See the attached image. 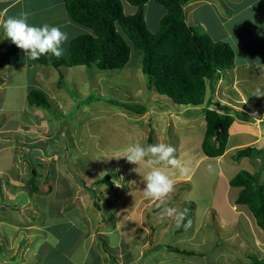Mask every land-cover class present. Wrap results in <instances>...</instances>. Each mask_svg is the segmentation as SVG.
<instances>
[{"label": "rangeland", "instance_id": "374dc122", "mask_svg": "<svg viewBox=\"0 0 264 264\" xmlns=\"http://www.w3.org/2000/svg\"><path fill=\"white\" fill-rule=\"evenodd\" d=\"M36 1L25 0L24 2L34 7ZM45 1L50 2V0ZM212 2L216 4L221 17L226 20L229 40L224 42L235 47L237 61L234 70L227 69L222 72L221 79L215 83L212 95L207 89L205 99L209 98L208 100L213 103L209 106L210 109L217 110L215 105L217 102L253 116L252 123L236 122L237 124L231 128V133L229 132L228 145L240 146L228 150L225 156L216 159L207 160L201 153L200 147L205 129L204 116L201 113L203 107L174 105L165 96L157 94L155 90H147L146 77L141 72V57L134 52L131 54L128 65L120 70L99 71L94 67L61 66L59 68L62 74L61 79L57 70L50 66H38L34 60L23 53L3 54L17 65L29 59V68L24 66L19 67L20 69H7L4 66L0 69V78L5 77L3 82L5 94L0 102V112H9L11 123L16 122L19 109L28 104L27 100L23 99L24 89L20 85H25L27 82L29 85V78H33L36 72H40L46 79L48 90L45 89L46 86H31L32 88L27 86L26 90V94L28 89L29 92H41L47 102L46 105H41L43 109L41 111L48 119L49 132L44 133L40 141L55 143L56 149L62 142L79 143L80 147L70 150L68 155L60 154L62 161L66 162L71 158L79 161L76 170L72 166L69 169L76 176L82 178L84 176L81 173L83 158H87V170L97 166L101 170L105 167L106 171V166L116 162L133 172L127 174L131 178L129 188L131 185L134 186L128 201L123 198L121 202L120 198L113 197L111 201H107L109 203L104 204V197H108L115 190H108L107 187H113L114 183L119 184V180L114 177L117 174L110 172L108 175L110 182H113L112 186L97 183L98 187L104 191L102 196H98L96 207H99L104 215V223L112 226L115 224L117 206L124 204V207L130 209L133 204L135 223V210L138 208V222L141 223L135 224V229L130 232L125 241H129V251L135 256L138 255L141 245H144L142 244L144 234L145 242L149 243V247L144 251V257L141 254L136 264H251L252 259L264 264V232L256 226L254 218L245 206L235 204L239 189L229 186V180L241 170L252 174L262 171L259 183L264 185L263 163L261 164L257 158H242L238 161L233 159L235 150L239 148L253 146L264 149V117H262L264 96L255 95L257 90L264 93V69H260L264 63V1L212 0ZM122 5L125 14H132L135 11V8L124 0ZM54 6L51 5L52 8ZM61 9L59 17H66L65 9ZM160 10H163L162 7L154 2H148L145 5L147 14L157 16ZM56 11L57 8H53L49 12ZM147 14V25L150 30L155 31L156 26L149 22L153 19ZM51 17L52 14L49 13L47 18ZM67 17L69 18L68 15ZM55 18L57 19V16ZM39 22L45 24L44 17H40ZM213 24L209 22L208 26ZM69 27V32L67 27L61 30L68 32L69 35L73 34L72 36L88 32L87 29L73 22ZM195 28L198 34H205L203 26H195ZM74 30L78 32L75 33ZM210 31L213 32L211 28ZM65 47L63 56L68 53V46ZM25 56L28 58L24 59ZM109 98L121 102L138 103L141 106L149 103V107L143 114H134L105 102ZM23 142L28 143L25 146L28 149L24 150L23 146L21 151V155L25 157L21 162L23 163L26 159V164L30 166L28 178L41 175V177L32 178L33 180L27 184L26 181L24 182L23 190L29 191L28 188L30 186L32 188L34 183L39 186L45 174L44 166L46 169L51 167L37 160L43 151L34 149V144L29 145L30 140H23ZM134 143H140L145 147L157 143L169 144L176 149L178 158H190L192 161L193 171L190 176L181 177L177 172L174 176L175 191L163 204L144 197L143 177L147 170L143 165L130 164L124 158L119 160L109 158ZM62 147L64 148V144ZM41 148L43 149V145ZM70 153L71 156H69ZM105 171L100 177L105 174ZM116 171L121 172V167ZM7 182L2 184L0 181V187L3 185L5 192L10 191V184ZM24 191H22L23 198L27 195ZM165 207L175 208L178 212L187 209V218L184 223L190 221L191 226L187 229L183 224L177 227L174 217L168 218L163 215ZM71 208L67 213L68 218ZM41 213L43 212L38 215L39 220L42 219ZM45 223L49 225L48 220ZM68 223L63 220L59 228L55 229L54 237L58 239L56 241L58 245L56 248L53 247L55 251L51 248V259H58L61 256L62 248L67 245L68 240H72L76 245V237L80 234L79 225L75 224L74 227ZM41 224H43L42 221L36 225ZM141 226L144 229H139ZM17 232L22 235V232ZM132 237L133 241H131ZM31 242L33 244V240ZM20 244L21 247L26 248L23 235ZM157 246L159 248H156ZM169 248L193 252L194 255L177 254L169 251ZM4 251L1 245L0 258L3 260ZM93 262L89 259L87 264H93Z\"/></svg>", "mask_w": 264, "mask_h": 264}, {"label": "crops", "instance_id": "0c3cea01", "mask_svg": "<svg viewBox=\"0 0 264 264\" xmlns=\"http://www.w3.org/2000/svg\"><path fill=\"white\" fill-rule=\"evenodd\" d=\"M24 1L0 0V14H3L0 18L7 19L8 17L18 16L21 12H27L29 13L28 22L31 25L42 26L44 22L40 23L39 18L44 17L45 24L59 26L63 29L67 27L68 32L70 31L69 25L72 23L71 20H69L67 15L66 17H59V11L62 10L61 8H64L60 0H50V2L37 0L34 3V7L27 5ZM51 5H55L53 8H57L56 12H49L53 9ZM183 11L185 22L188 26H203L205 34L210 36L214 41L224 42V40H229L226 20L221 17L216 4L212 0H193L183 7ZM49 13L52 14L50 19L47 18ZM55 16H57V19ZM209 22H213L214 24L208 26ZM210 28L213 32L210 31ZM74 32L76 33L78 30H74ZM72 35L68 34L69 40L75 37ZM68 42L64 46H68ZM232 48L235 52L236 62L237 50L235 47ZM6 52L10 54H25L23 50L11 43L6 37L4 29L0 27V69L4 66L7 69H20L24 66L29 68V59H26L28 57H23L26 60L23 61V64L17 65L11 61V58L3 56ZM247 61L250 63L248 57ZM260 69H264V63ZM230 75L234 76L233 73H230ZM29 79V85L28 82L25 85H20L24 89L23 99L25 101L27 86H30V88H32L31 86H46L45 89L48 90L46 79L40 72H36L34 77ZM3 82H5V77L0 78V102L5 94ZM30 107L32 106L27 104L25 107L19 109L18 118L15 123H11L9 112H0V181L3 184L8 180L7 184H10V191L8 192H5L3 185L0 187V247L3 245L5 250L3 253L4 260L0 258V264H87L89 259L94 261L93 264H136L141 254L144 257V251L149 247V243L145 242L144 234V242L142 243L144 245H141L138 255L135 256L133 252L129 251V241H125L130 232L135 229V224L141 223L138 222V208L135 210V223L133 204H130V209L129 207H124V204L117 206L116 220L114 226H112L106 222L104 223V215L101 213L100 208L96 207L97 198L98 196H102L104 191V189L98 187L97 182L110 174V172H113L114 175L117 174L114 177L119 180V184L114 183L113 185L111 181L113 187L106 186L108 190H115L108 197H104V204L109 203L107 201H111L113 197L120 198L121 202H123V198H126V201H128L130 191H132L134 186L131 185V188H129L131 178L127 174L128 172H133L114 162L106 166V171L105 167L102 168L105 174L100 177L104 172L97 166H94L95 168L90 167L87 170V158H83L81 173L84 176L83 178L76 176L69 169L72 166L76 170L79 166V161L76 158H71L65 162L61 160L60 156L62 153L63 155H68L70 150L79 148L80 144L62 142L58 144L60 146L59 151L55 149L57 147L55 143L40 141L43 134L49 132V122L46 115L42 112L43 109ZM236 122L240 121L236 120L233 125H236ZM242 123L244 122L242 121ZM231 128L229 130L230 133L232 131ZM23 140H30L29 145L30 143L31 145L34 144V149L43 151V154L37 157V160L43 162L47 167H51V169H46L44 166L45 174L39 186L37 183L32 185L33 189L36 186L38 190H33L31 186L27 187L29 191L23 190L25 181L27 184V182L33 180L32 178L35 179L36 176L41 177V175H36L28 178V168L30 166L26 164V159L23 163L21 162L25 158L24 155H21L22 147L24 146V150L28 149L25 147L28 143L25 144ZM63 144L64 148L61 147ZM41 145H43V149ZM238 146L240 145H228L227 151ZM52 147L55 150H51ZM31 148L33 149L32 146ZM69 156H71V153ZM123 163L128 166L127 163ZM120 167L121 172L116 171ZM116 185H121L122 187H117ZM22 191L27 193V195H24V198ZM43 203L44 205H42ZM70 208L72 210L68 218L67 213ZM40 212L43 213H41L42 219L39 220L38 215ZM47 220L49 221V225L45 223ZM63 220L69 222L68 225H73L74 227L75 224H78L80 234L79 237H76V245L72 240H68L67 245H64L62 248L61 256L58 259H51V248H56V245H58L56 243L58 239L54 237L55 229L59 228ZM37 221H42L43 224L38 226L36 225ZM139 229L144 228L141 226ZM41 230L44 231L41 232ZM17 231L22 232L23 237H25L26 248L25 246L21 247L22 235H19ZM30 240H33V244ZM131 241H133V237ZM84 244L86 246H83ZM55 248H53L54 251Z\"/></svg>", "mask_w": 264, "mask_h": 264}, {"label": "trees", "instance_id": "16d2710c", "mask_svg": "<svg viewBox=\"0 0 264 264\" xmlns=\"http://www.w3.org/2000/svg\"><path fill=\"white\" fill-rule=\"evenodd\" d=\"M60 1L70 20L88 32L69 40L65 56L59 59L50 54L42 56L39 60H34L36 65L54 68L61 79V66H85L99 71H114L128 65L132 52L138 54L147 90H155L174 105L203 106L201 113L205 129L201 152L209 159L225 154L229 130L236 120L253 122V116L246 112L217 102V110L209 108L213 103L209 98L205 99L206 91L209 89L212 95L222 72L234 69L235 52L229 44L214 41L207 34L200 35L195 27L186 24L183 7L193 0H124L135 8L132 14L124 13L122 0ZM148 2L158 4L163 10L157 16L147 14L145 5ZM146 14L153 19L149 22L156 26L155 31L149 29ZM42 96L41 92H28V105L41 108L42 104H47ZM105 102L139 115L149 107V103L141 106L112 98ZM55 149L52 147L51 150ZM58 150L60 151L59 148ZM235 151L233 159L236 161L257 158L264 165V149L247 146ZM261 172L252 174L241 170L229 180V186L239 189L235 204L245 206L256 226L264 232V185L259 183ZM97 183L112 186L108 175ZM33 190L38 189L34 186ZM169 251L185 256L194 255L193 252L177 248H169ZM251 264L262 263L252 259Z\"/></svg>", "mask_w": 264, "mask_h": 264}, {"label": "clouds", "instance_id": "9594fccd", "mask_svg": "<svg viewBox=\"0 0 264 264\" xmlns=\"http://www.w3.org/2000/svg\"><path fill=\"white\" fill-rule=\"evenodd\" d=\"M2 15L0 14V16ZM28 20L29 13L21 12L15 17L0 18V27L4 29L6 37L11 43L23 50L30 59L39 60L42 56L49 54L58 59L61 58L66 51L64 45L69 40L68 33L62 31L59 26H49L48 24L34 26L29 24ZM255 95L264 96V93L257 90ZM109 158L117 160L124 158L130 164L143 165L147 170L143 177L145 185L143 195L145 198L159 202V204L170 199L171 194L175 191L174 176L177 172L181 177H187L193 171L191 159L178 158L176 149L165 143L152 144L147 147L140 143H134ZM116 186L121 187V185ZM163 215L168 218L174 217L177 227H180L181 224L185 229L191 226L190 221L184 223L187 218V209L178 212L175 208L165 207Z\"/></svg>", "mask_w": 264, "mask_h": 264}]
</instances>
